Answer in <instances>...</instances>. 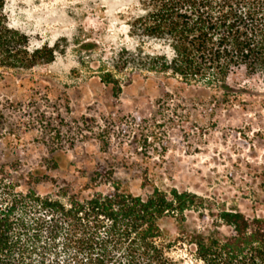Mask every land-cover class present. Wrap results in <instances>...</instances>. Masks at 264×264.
<instances>
[{"label":"rangeland","instance_id":"374dc122","mask_svg":"<svg viewBox=\"0 0 264 264\" xmlns=\"http://www.w3.org/2000/svg\"><path fill=\"white\" fill-rule=\"evenodd\" d=\"M144 1L6 0L9 25L28 35L31 49L53 47L55 58L0 69V179L42 194L64 183L103 192L117 183L142 197L175 187L206 197L215 213L264 218L263 78L236 70L229 83L246 91L233 100L202 84L117 70L122 49L162 48L131 30ZM107 71L121 82L118 96L101 78ZM186 215L187 231L211 228L199 210ZM161 226L172 258L204 264L175 218Z\"/></svg>","mask_w":264,"mask_h":264},{"label":"trees","instance_id":"16d2710c","mask_svg":"<svg viewBox=\"0 0 264 264\" xmlns=\"http://www.w3.org/2000/svg\"><path fill=\"white\" fill-rule=\"evenodd\" d=\"M131 30L162 48L122 49L117 70L202 84L233 100L246 91L229 83L236 70L264 80V0H145ZM54 58L53 47L30 48L28 35L9 25L6 0H0V69L30 70ZM101 78L120 94L114 73ZM99 177L97 172L90 181ZM0 181V264H180L164 237L166 216L177 220L204 264H264V218L238 209L215 213L206 197L191 191L155 188L142 197L117 183L108 192L64 183L42 194ZM89 189L93 192L86 195ZM189 210L212 217L208 232L184 228ZM223 225L232 231L220 233Z\"/></svg>","mask_w":264,"mask_h":264}]
</instances>
